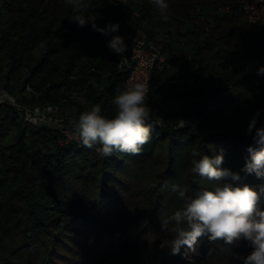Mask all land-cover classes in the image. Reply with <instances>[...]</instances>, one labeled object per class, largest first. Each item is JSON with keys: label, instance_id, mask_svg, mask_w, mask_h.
Wrapping results in <instances>:
<instances>
[{"label": "trees", "instance_id": "obj_1", "mask_svg": "<svg viewBox=\"0 0 264 264\" xmlns=\"http://www.w3.org/2000/svg\"><path fill=\"white\" fill-rule=\"evenodd\" d=\"M185 1L167 0L165 22L149 0H142L139 17L131 18L109 0H86L89 22L127 29V51L119 56L107 50L104 35L91 23L79 27L70 20L75 13L65 0H0V85L5 81L9 89L23 71L22 91L28 86L32 91L22 102L72 112V129L79 115L97 104L114 114L110 101L128 74L118 64L130 58L139 29L169 54V65L151 74L147 101L162 121L139 155L117 152L105 158L79 142L62 145L55 127L26 124L14 106L0 103V264H210L227 259L233 246L206 236L187 259L171 255L161 247L172 238L162 230L161 219L181 203L171 184L192 192L211 187L190 171L193 149L210 157L223 150L221 167L240 175L236 183L257 190L264 184L243 171L255 134L246 129L258 110L257 127L264 124V75H257L264 67V24L255 32L237 0H213L199 3L203 11L197 15L207 25L196 26L190 11L183 15L177 9ZM173 23L181 25L171 29ZM174 42L184 47L176 50ZM72 92L82 93L84 102L72 101ZM226 101L232 109L222 118ZM179 119L190 123L177 129ZM164 181L169 188L161 191ZM120 207L130 212L128 237L122 250L106 254L97 243L102 221ZM130 247L137 250L127 251Z\"/></svg>", "mask_w": 264, "mask_h": 264}, {"label": "clouds", "instance_id": "obj_2", "mask_svg": "<svg viewBox=\"0 0 264 264\" xmlns=\"http://www.w3.org/2000/svg\"><path fill=\"white\" fill-rule=\"evenodd\" d=\"M149 2L166 22L169 18L167 0ZM65 3L75 13L70 20L77 22L79 27L91 23L93 30L105 36L119 31V23L99 27L89 22L85 15L89 8L86 0H65ZM106 46L119 56L127 51L125 37L121 35L112 36ZM257 75H264V67L257 70ZM148 93L146 81L132 82L117 90L110 101L114 114H106L100 104L82 112L74 122V138L83 147L94 149L105 158L117 152L139 155L143 146L150 142L154 126L162 121L147 102ZM260 114V110L253 114L246 129V134L253 130L255 134L252 136L254 146L247 148L250 158L246 159L243 171L264 180V124L257 127ZM189 123L179 119L177 129L187 127ZM191 155V173L208 181L211 187L192 192L188 186L171 184V191L177 194L181 203L161 219L162 230L172 235L161 247H168L173 256L182 255L187 259L189 253L196 252L201 237L206 236L213 242L222 240L228 246H239L240 242L246 241L252 250L237 259H241L242 264H264V210L261 209L264 184L257 190L247 183H236L241 180L240 175L221 167L223 150L210 157L193 149ZM168 188V182L164 181L160 190Z\"/></svg>", "mask_w": 264, "mask_h": 264}, {"label": "built area", "instance_id": "obj_3", "mask_svg": "<svg viewBox=\"0 0 264 264\" xmlns=\"http://www.w3.org/2000/svg\"><path fill=\"white\" fill-rule=\"evenodd\" d=\"M109 1L112 2L113 6L120 8L126 17H139L138 7L142 5V0ZM237 4L247 23L253 26L264 24V0H237ZM225 10L231 11L232 9L227 7ZM91 22L95 23V20L92 19ZM128 34L126 28H119L117 33H112L108 36L104 35L103 40L107 43L114 35H121L126 39L129 36ZM107 50L111 51L108 47ZM168 65L169 56L164 52L163 44L156 43L142 29H139L131 46L130 58H122L118 64L120 70H128L122 89L132 82L146 81L149 85L153 70L157 69L162 71ZM70 99L78 103H83L85 97L82 93L72 92L70 93ZM0 103L14 106L21 113L23 122L26 124L35 126L42 123L55 127L62 134L60 144L64 145L72 141L78 142L74 138L73 133L72 138L68 139V128L62 123L63 109L58 106L46 104L42 106L22 107L12 97L5 100L0 99Z\"/></svg>", "mask_w": 264, "mask_h": 264}, {"label": "rangeland", "instance_id": "obj_4", "mask_svg": "<svg viewBox=\"0 0 264 264\" xmlns=\"http://www.w3.org/2000/svg\"><path fill=\"white\" fill-rule=\"evenodd\" d=\"M213 0H186L185 4H183L184 6L178 7V11H180V14H185V12L188 10L190 11V13L192 14V16L194 17V20L191 21V23L196 24V26H205L207 25V19L203 16H198L197 14H201L202 13V6L199 4L201 2H207L210 3ZM191 3H193V5H191ZM194 6V7H193ZM196 7V8H195ZM194 10H193V9ZM220 9H218L219 12ZM220 13V12H219ZM244 19V17H243ZM181 24L178 23H173L171 29H174L175 26H180ZM206 28V27H205ZM261 28V25L259 26H255L253 27V31L257 32L259 29ZM207 30V29H206ZM165 31H163L164 33ZM178 43L174 42L173 43V47L176 48L178 47ZM181 47H184V45H181ZM179 46V47H180ZM177 52V51H176ZM167 55H169L167 53ZM2 70H0L1 72ZM24 74V72L22 71L17 77L13 78V80L9 83V89H5L3 87V83H5V81H2V84L0 85V99L5 100V99H9V97L14 98L20 106L22 107H31V106H39L36 104H28V103H23V100H30L29 98V93L32 91L30 90L31 88L28 86L26 87L25 91H22L21 88V81H19V77H21ZM19 81V83H17ZM9 96H7V95ZM4 104V103H3ZM231 109H232V104L230 102H224L222 109L219 113V117L225 118L227 117L230 113H231ZM63 115H62V119H63V125L68 128V139L72 138V127L70 126L71 124L68 123V120L74 118L75 116L72 112H67L65 109H63L62 111ZM185 175V174H184ZM184 177V176H183ZM138 186H140V184L138 183ZM145 186V182L143 183V187L142 190ZM261 205H264V203H262ZM264 210V207H263ZM130 216V212L128 210H125L124 207H120L117 208L115 211H113L109 216L105 217L102 221V226H101V232H100V237L97 241L98 245L100 246V249L104 252H106V254H109L112 250H114L115 252H119L120 250H122L124 248V245L122 243V240H124L126 237H128V225L126 223L125 220H127ZM145 222V221H144ZM150 243V241H149ZM246 246H248L246 241H242L240 242L239 246H233V248L231 250H229L227 252V259L225 258V260L223 262L220 263H216V262H211L210 264H242V260L241 259H237V257H244L247 256L250 252H251V248H247ZM133 250H137L136 248L130 247L127 249V251H133ZM141 251V250H140ZM137 252L134 251L133 255H136ZM1 263V262H0ZM129 262L126 261L124 262V264H128Z\"/></svg>", "mask_w": 264, "mask_h": 264}]
</instances>
